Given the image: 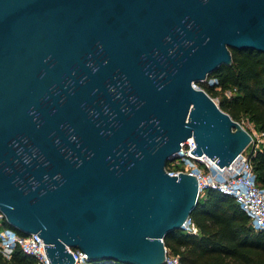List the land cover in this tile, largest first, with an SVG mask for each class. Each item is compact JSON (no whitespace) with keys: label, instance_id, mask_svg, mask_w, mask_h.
Here are the masks:
<instances>
[{"label":"water","instance_id":"95a60500","mask_svg":"<svg viewBox=\"0 0 264 264\" xmlns=\"http://www.w3.org/2000/svg\"><path fill=\"white\" fill-rule=\"evenodd\" d=\"M264 53V0H0V212L51 264H163L198 202L165 167L193 137L220 167L251 133L203 88Z\"/></svg>","mask_w":264,"mask_h":264},{"label":"trees","instance_id":"16d2710c","mask_svg":"<svg viewBox=\"0 0 264 264\" xmlns=\"http://www.w3.org/2000/svg\"><path fill=\"white\" fill-rule=\"evenodd\" d=\"M232 62L209 74L217 84L197 82L234 120L251 123L264 133V53L254 49L230 48ZM229 91L230 94L226 92ZM248 130V129H247ZM249 131V130H248ZM250 132V131H249ZM256 182L264 186V144L249 154ZM197 233L175 229L163 239L169 254L179 264H264V230L255 231L249 217L235 199L208 188L191 212ZM10 227L20 235L24 233ZM35 257L16 247L10 259L0 252V264H34ZM87 264H127L94 260Z\"/></svg>","mask_w":264,"mask_h":264},{"label":"built area","instance_id":"2783aa9c","mask_svg":"<svg viewBox=\"0 0 264 264\" xmlns=\"http://www.w3.org/2000/svg\"><path fill=\"white\" fill-rule=\"evenodd\" d=\"M202 83L215 85L217 79L206 78ZM194 86L201 88L197 83ZM226 93L230 94L229 91ZM255 137L256 139L252 135L249 151L245 149L225 167L218 166L204 153L200 155L191 153L196 144L193 137H189L181 143L179 151L172 160L168 161L165 170L169 175H178L181 172L194 175L198 180V198H204L208 188L231 195L249 217L251 227L255 231L264 230V186L257 184L249 159V154L264 144V133L255 132ZM3 222L4 215L0 212V252L4 258L10 259L14 249L20 247L25 253L35 257L34 264H51L43 248V239L38 234L20 235L12 228L4 226ZM183 230L187 233H197V227L191 217L184 224ZM68 250L74 258L73 264L89 262L85 252L77 248H68ZM163 264H179V259L166 250Z\"/></svg>","mask_w":264,"mask_h":264},{"label":"rangeland","instance_id":"374dc122","mask_svg":"<svg viewBox=\"0 0 264 264\" xmlns=\"http://www.w3.org/2000/svg\"><path fill=\"white\" fill-rule=\"evenodd\" d=\"M214 100L218 103V98H215ZM242 125L246 129H248L250 131V133L254 136V139H256L255 132L258 133V130L251 123H248V122H244V124H242ZM258 136H259V134H258ZM249 147H251V144L246 148V151H249Z\"/></svg>","mask_w":264,"mask_h":264}]
</instances>
